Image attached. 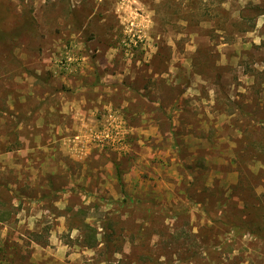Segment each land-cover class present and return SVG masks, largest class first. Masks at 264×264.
<instances>
[{"label": "rangeland", "instance_id": "374dc122", "mask_svg": "<svg viewBox=\"0 0 264 264\" xmlns=\"http://www.w3.org/2000/svg\"><path fill=\"white\" fill-rule=\"evenodd\" d=\"M243 9L264 0H0V264H264Z\"/></svg>", "mask_w": 264, "mask_h": 264}, {"label": "trees", "instance_id": "16d2710c", "mask_svg": "<svg viewBox=\"0 0 264 264\" xmlns=\"http://www.w3.org/2000/svg\"><path fill=\"white\" fill-rule=\"evenodd\" d=\"M262 15H264L263 12H253L247 9H243L239 13L240 20L244 22H252L255 18ZM82 229L85 231L84 235L82 236L83 246L87 249H93L97 244L96 231L88 225H84Z\"/></svg>", "mask_w": 264, "mask_h": 264}]
</instances>
